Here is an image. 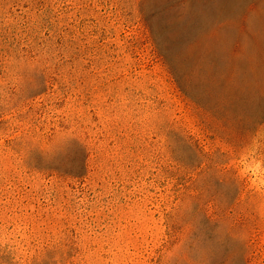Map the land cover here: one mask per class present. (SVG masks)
<instances>
[{"label":"rangeland","instance_id":"obj_1","mask_svg":"<svg viewBox=\"0 0 264 264\" xmlns=\"http://www.w3.org/2000/svg\"><path fill=\"white\" fill-rule=\"evenodd\" d=\"M163 2L0 0V264H264V80L247 134L216 123L144 21ZM205 2L264 52V0Z\"/></svg>","mask_w":264,"mask_h":264},{"label":"trees","instance_id":"obj_2","mask_svg":"<svg viewBox=\"0 0 264 264\" xmlns=\"http://www.w3.org/2000/svg\"><path fill=\"white\" fill-rule=\"evenodd\" d=\"M205 1L164 0L144 12V21L183 94L216 123L247 134L255 123L240 119L237 107L249 98L248 86L264 80V52L253 57L245 17L206 27L202 14L212 8Z\"/></svg>","mask_w":264,"mask_h":264}]
</instances>
